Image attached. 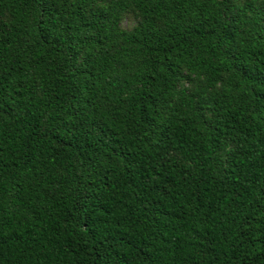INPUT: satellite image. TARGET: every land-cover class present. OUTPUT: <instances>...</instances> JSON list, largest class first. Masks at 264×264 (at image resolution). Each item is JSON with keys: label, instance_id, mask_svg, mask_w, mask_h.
Masks as SVG:
<instances>
[{"label": "trees", "instance_id": "trees-1", "mask_svg": "<svg viewBox=\"0 0 264 264\" xmlns=\"http://www.w3.org/2000/svg\"><path fill=\"white\" fill-rule=\"evenodd\" d=\"M0 264H264V0H0Z\"/></svg>", "mask_w": 264, "mask_h": 264}, {"label": "rangeland", "instance_id": "rangeland-1", "mask_svg": "<svg viewBox=\"0 0 264 264\" xmlns=\"http://www.w3.org/2000/svg\"><path fill=\"white\" fill-rule=\"evenodd\" d=\"M134 25V20L129 18H125L122 22V26L124 28H131Z\"/></svg>", "mask_w": 264, "mask_h": 264}]
</instances>
